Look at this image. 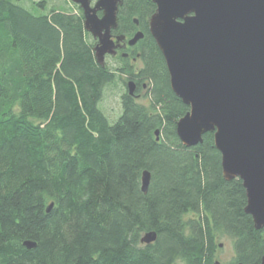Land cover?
Here are the masks:
<instances>
[{
  "label": "trees",
  "instance_id": "16d2710c",
  "mask_svg": "<svg viewBox=\"0 0 264 264\" xmlns=\"http://www.w3.org/2000/svg\"><path fill=\"white\" fill-rule=\"evenodd\" d=\"M30 2L0 0V264H214L224 235L230 264H262L264 229L245 212L242 180L224 178L214 134L191 148L177 134L190 107L150 33L157 6L121 1L113 33L144 38L113 68L97 62L78 5ZM120 80L112 120L101 103Z\"/></svg>",
  "mask_w": 264,
  "mask_h": 264
},
{
  "label": "water",
  "instance_id": "95a60500",
  "mask_svg": "<svg viewBox=\"0 0 264 264\" xmlns=\"http://www.w3.org/2000/svg\"><path fill=\"white\" fill-rule=\"evenodd\" d=\"M71 1L83 10L85 29L98 41L96 60L104 66L107 55L117 54L112 32L118 29L122 0H98L94 6L91 0ZM150 1L157 6L150 33L165 59L173 92L190 107L178 121L177 134L189 148L201 144L205 134H214L224 178L242 180L245 212L256 229H264V0ZM143 38L138 32L129 45ZM135 87L130 81L132 96ZM156 135L159 140V131ZM151 180L144 171V194ZM156 240L157 233L150 232L142 243Z\"/></svg>",
  "mask_w": 264,
  "mask_h": 264
},
{
  "label": "rangeland",
  "instance_id": "374dc122",
  "mask_svg": "<svg viewBox=\"0 0 264 264\" xmlns=\"http://www.w3.org/2000/svg\"><path fill=\"white\" fill-rule=\"evenodd\" d=\"M23 1L25 5L27 6L31 5L30 0H23ZM35 1H39V0H35ZM97 1L98 0H91L92 6H94L97 3ZM74 4L75 3L72 2L71 0H48L49 7H54L57 9L65 8L67 10H75L76 7ZM132 38H130V40ZM96 42L98 44L97 40ZM118 61H119L118 57L107 55L105 58V65L115 68L118 67L119 65ZM137 66L140 67L141 62H137ZM125 90H126L125 84L123 81L120 80L116 85H114L113 87H109L105 92L104 100L101 103V108L112 120H115L121 113V95ZM140 92H141L140 93L141 97L138 99V101L145 105H149V101L145 97L147 93L146 89H143V91ZM216 243H217V252L215 254V260L221 262L222 264L232 263L235 256L232 237L228 235L220 236L217 238Z\"/></svg>",
  "mask_w": 264,
  "mask_h": 264
},
{
  "label": "flooded vegetation",
  "instance_id": "af4514ba",
  "mask_svg": "<svg viewBox=\"0 0 264 264\" xmlns=\"http://www.w3.org/2000/svg\"><path fill=\"white\" fill-rule=\"evenodd\" d=\"M99 15L102 16V13H99ZM113 32H112L113 40L117 46V55L115 57H119L120 55H124L125 57H129L131 55L133 47H135L137 44L134 46H130L129 45V41H130L129 37L120 36L119 34H115ZM118 36L121 37L120 40L117 39ZM135 85H136V87H135V94H136L139 91V87H138L137 83H135ZM127 89L129 90V84L127 85ZM144 89H146V85L144 86ZM138 97H141V96L138 95Z\"/></svg>",
  "mask_w": 264,
  "mask_h": 264
}]
</instances>
